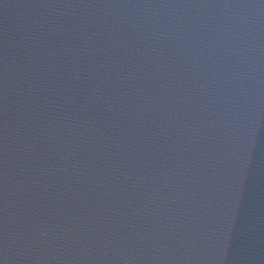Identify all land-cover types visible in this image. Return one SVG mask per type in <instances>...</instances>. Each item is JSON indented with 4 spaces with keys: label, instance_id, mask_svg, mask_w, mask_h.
Segmentation results:
<instances>
[{
    "label": "water",
    "instance_id": "obj_1",
    "mask_svg": "<svg viewBox=\"0 0 264 264\" xmlns=\"http://www.w3.org/2000/svg\"><path fill=\"white\" fill-rule=\"evenodd\" d=\"M0 264H264V0H0Z\"/></svg>",
    "mask_w": 264,
    "mask_h": 264
}]
</instances>
